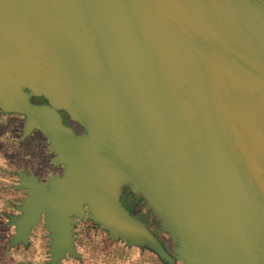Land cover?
<instances>
[{
  "label": "water",
  "instance_id": "95a60500",
  "mask_svg": "<svg viewBox=\"0 0 264 264\" xmlns=\"http://www.w3.org/2000/svg\"><path fill=\"white\" fill-rule=\"evenodd\" d=\"M0 108L63 167L18 172L14 243L43 216L59 264L88 203L161 252L128 186L183 264H264V0H0Z\"/></svg>",
  "mask_w": 264,
  "mask_h": 264
},
{
  "label": "rangeland",
  "instance_id": "374dc122",
  "mask_svg": "<svg viewBox=\"0 0 264 264\" xmlns=\"http://www.w3.org/2000/svg\"><path fill=\"white\" fill-rule=\"evenodd\" d=\"M30 100L35 104L47 103L43 96H33ZM3 112L0 111V134L7 131L10 135L3 138V142L0 136V146L5 147L3 150L5 156H2V158L0 156V166L8 172V169L14 167L9 166V164H14L10 161H25L20 158V155H17V150H10L9 145L5 146L4 142H10L11 135L14 137L13 142H16L17 132L18 135L22 134V137L25 138L26 135L23 134L24 127L22 130L21 128L23 121L25 125L27 115L19 111ZM59 112L63 122L71 126L75 133L84 132V128L72 119L65 110L62 109ZM32 131H36L33 138H29L27 143L23 140V147L28 146L30 148L28 150L31 152L29 156L30 161L34 164L33 169H40L42 163L43 166L49 164L55 169L54 173H60L53 175H62V165H59V170L57 168L58 164L52 163L56 154L50 150L51 143L47 141V136L40 129L33 128ZM40 132L43 134L40 135ZM0 150L2 149L0 148ZM44 155L48 160H45ZM8 188V186L0 184V264H56L51 257L53 253L51 241L53 238L43 216L31 228L26 241L18 239L15 243L13 242L17 232L16 224L10 223L9 215H20L22 213L17 205L21 204V201L27 197V193L20 190L15 192ZM120 202L132 217L144 223L161 247V252L145 240L141 242L139 240L129 241L121 235L113 237L111 235L112 229L102 220L96 219L90 210V205L84 203L82 215L80 217L74 216L75 222L70 230L73 249L64 252L59 264H183L174 252L175 243L173 238L163 228L160 220L147 207L141 196L133 192L128 186H124L121 191Z\"/></svg>",
  "mask_w": 264,
  "mask_h": 264
},
{
  "label": "crops",
  "instance_id": "0c3cea01",
  "mask_svg": "<svg viewBox=\"0 0 264 264\" xmlns=\"http://www.w3.org/2000/svg\"><path fill=\"white\" fill-rule=\"evenodd\" d=\"M0 111L3 112L2 109H0ZM23 127H24V121H23V126H22L21 130L23 129ZM21 130H20V132H21ZM34 132H36V131L30 132L29 134H27L25 136V138L22 137V134L18 135V132H17L16 142H13L14 137H12V135L10 136L11 140L9 139L10 142H7V141L4 142L5 146L9 145L10 150H14V149L17 150V155H20V158L24 159V161H25V162L10 161L11 163H14V164H9V166H14V167L13 168L10 167L12 169H8V172H6L3 169V167L0 166V184H2L3 186H8L9 188L12 189V191L13 190L15 192L17 190H20L21 192L25 191V188H18L17 187V185L19 184V179H20L18 172L25 171L26 174H32V175L36 176L40 181L47 180L53 174H60V173H54L55 169L52 168L49 164L43 166V163H42V166L40 169H38V170L33 169L34 164H32V162L30 161V156H29V154L31 152L28 150L30 148H28V146L23 147V140H25V142L27 143V140L29 138H33ZM41 134H43V133L40 132V135ZM9 135L10 134H8L7 131L5 133L2 132L0 134L1 141L3 142V138H6ZM0 148L2 149V150H0V156L2 158V156H5V153H3V150L5 149V147L3 145H1ZM10 150H6V151H8L10 153H14ZM6 158H7V156H6ZM44 158H45V160L46 159L48 160V158H46V156ZM11 160H16V159H11ZM18 160H20V159H18ZM7 163H8V161H7ZM3 164H5V163H3ZM19 166H22V167H19ZM57 168L60 170L59 165ZM61 169H62V167H61ZM50 170H52V171L50 172ZM44 172H45V175H44ZM12 177H13V179H12ZM4 190H6V189L4 188Z\"/></svg>",
  "mask_w": 264,
  "mask_h": 264
},
{
  "label": "flooded vegetation",
  "instance_id": "af4514ba",
  "mask_svg": "<svg viewBox=\"0 0 264 264\" xmlns=\"http://www.w3.org/2000/svg\"><path fill=\"white\" fill-rule=\"evenodd\" d=\"M78 130V129H77Z\"/></svg>",
  "mask_w": 264,
  "mask_h": 264
}]
</instances>
